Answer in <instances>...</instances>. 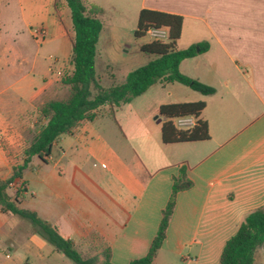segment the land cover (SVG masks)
<instances>
[{"label":"crops","instance_id":"0c3cea01","mask_svg":"<svg viewBox=\"0 0 264 264\" xmlns=\"http://www.w3.org/2000/svg\"><path fill=\"white\" fill-rule=\"evenodd\" d=\"M82 1L101 8L102 21L106 10L101 1ZM39 2L40 14L54 16L53 0ZM111 3L119 16L128 11L133 20L141 10L180 16L177 49L205 43L207 50L183 60L179 71L213 88L214 93L202 96L176 83H156L113 112L101 107L109 109L117 129L97 124L98 112L94 121L57 138L56 157L50 155L46 162L33 157L21 180L14 182L23 183L20 206L56 226L79 251L95 255L108 247L112 264H128L147 253L172 178L185 166L193 185L177 195L165 240L151 264H219L225 242L250 212L264 205V0ZM146 36L148 42L140 47L153 40L166 41L164 31L150 30ZM31 70L38 72L42 84L31 92L19 87L18 94L38 117L37 107L51 96L52 83L48 68L33 61ZM197 102L205 104L198 120L207 124L209 139L164 144L161 127L165 120L159 117V108ZM13 103L10 96L0 100V134L8 148L22 151L25 133L32 132L37 117L30 120L21 114L17 119ZM117 112L123 113L119 122ZM196 120L186 117L171 122L185 131ZM43 125L35 126L33 134ZM16 160L17 156L8 157L0 148V181L9 177ZM92 161L101 169H94ZM15 218L0 210V264H57L63 256L37 235L23 237L15 248ZM51 255L54 261L48 260ZM256 263L264 264V248L256 253Z\"/></svg>","mask_w":264,"mask_h":264},{"label":"trees","instance_id":"16d2710c","mask_svg":"<svg viewBox=\"0 0 264 264\" xmlns=\"http://www.w3.org/2000/svg\"><path fill=\"white\" fill-rule=\"evenodd\" d=\"M58 5L67 7L73 34L72 71L60 81L62 86L68 88V95L64 99L45 101L38 107V116L44 120V125L24 148L21 165L12 168L10 176L5 181H0V210L26 222L31 229V234L37 235L71 264H112L108 247L101 248L95 255L79 251L71 240L59 233L56 226L41 220L35 212L20 206L23 189L16 190L10 196L7 188L10 184L21 180L23 171L33 157L46 162L57 138L71 134L85 122L94 121L99 109L103 106H108L113 112L115 108L128 104L144 94L156 83L163 86L176 83L202 96L212 95L213 88L179 71V65L183 60L205 52L207 44L177 49L182 30V18L159 11L141 10L138 14L134 37H144L150 30L164 31L166 41L153 40L142 45L140 52L153 59L130 71L122 84L103 88L95 76L96 45L103 28L102 9L82 0H53V14L57 21ZM204 107L205 104L202 102L162 105L158 112L159 117L165 120L161 127L162 142L175 144L208 140L207 124L198 120ZM186 117L197 119L195 125L189 130H177L171 120ZM192 185L187 176V168L181 166L177 175L172 178L170 195L165 207L161 210L158 229L147 253L144 257L132 260L128 264L153 262L165 240L177 195L189 190ZM263 248L264 205L250 212L240 223L236 233L225 242L219 264H257L256 253Z\"/></svg>","mask_w":264,"mask_h":264},{"label":"rangeland","instance_id":"374dc122","mask_svg":"<svg viewBox=\"0 0 264 264\" xmlns=\"http://www.w3.org/2000/svg\"><path fill=\"white\" fill-rule=\"evenodd\" d=\"M39 1L0 0V100L6 96L14 99L17 119L21 114H23V118L30 120L37 117L36 110L32 105L18 94L19 87L25 86L27 92H31L42 84L38 72L31 70L33 61L43 65L44 70L48 68L47 78L52 83V87L51 96L45 101L64 99L68 95V88L62 86L60 81L72 71L71 39L73 34L69 11L64 5H58L57 21L50 12L43 11L40 14L37 11L41 6ZM100 1L106 10L102 18L105 30L102 33L101 42L96 47L95 76L101 87L108 88L112 85L122 84L126 74L149 61L148 56L142 54L139 48L142 43L148 42L149 38L147 36L134 37L137 20H133L128 11H124L123 16L121 14L119 16L111 7L112 0ZM151 36L155 39L160 38V35H155V33H151ZM108 57L110 62L107 61ZM106 65H109V68H106ZM108 108L99 110L101 118L96 123L116 130L117 127L109 115ZM122 119L123 113L117 112L116 120L119 122ZM34 122L32 132L25 133L24 148L34 136L35 126L44 123V120L38 116ZM0 148L6 156L19 158L11 165V174L12 168L21 165L24 148L22 151L8 148L2 134H0ZM56 151V147L53 146L51 155L56 157ZM90 164L94 169H101L97 162L92 161ZM22 189V182L12 183L8 186L7 193L13 195L16 190ZM15 220H17L15 223L17 241L15 248H18L23 237L30 235L31 229L26 222L17 218ZM3 254L7 253L3 251ZM3 254L1 257L4 259ZM55 259V255L48 256V260L54 261ZM57 261V264H70L64 257Z\"/></svg>","mask_w":264,"mask_h":264},{"label":"built area","instance_id":"2783aa9c","mask_svg":"<svg viewBox=\"0 0 264 264\" xmlns=\"http://www.w3.org/2000/svg\"><path fill=\"white\" fill-rule=\"evenodd\" d=\"M42 37V36H41Z\"/></svg>","mask_w":264,"mask_h":264},{"label":"water","instance_id":"95a60500","mask_svg":"<svg viewBox=\"0 0 264 264\" xmlns=\"http://www.w3.org/2000/svg\"><path fill=\"white\" fill-rule=\"evenodd\" d=\"M197 50V49H196Z\"/></svg>","mask_w":264,"mask_h":264}]
</instances>
